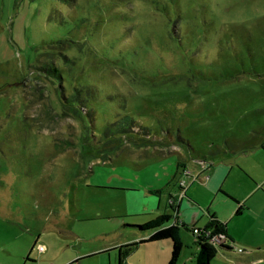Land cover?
Wrapping results in <instances>:
<instances>
[{"label":"rangeland","instance_id":"rangeland-1","mask_svg":"<svg viewBox=\"0 0 264 264\" xmlns=\"http://www.w3.org/2000/svg\"><path fill=\"white\" fill-rule=\"evenodd\" d=\"M263 178L264 0H0V264H118L108 244L149 235L125 223L179 205L228 223L210 264H264Z\"/></svg>","mask_w":264,"mask_h":264},{"label":"trees","instance_id":"trees-1","mask_svg":"<svg viewBox=\"0 0 264 264\" xmlns=\"http://www.w3.org/2000/svg\"><path fill=\"white\" fill-rule=\"evenodd\" d=\"M44 69L47 72V76H52V80L58 82L60 77V68L52 66H39V68ZM176 214L172 215L170 213H162L160 216L151 218L141 224H127L123 225L124 228L133 227L138 231H143L149 235L141 238L140 240L128 242L119 246H116L115 249H118V260L119 264H125L126 257L128 254L140 243L160 241L168 239L171 241V255L167 264H177L184 247V240L182 237L181 230L189 228V226L183 223L179 219V207L174 208ZM238 208V213L240 212ZM173 217L171 223H169L170 218ZM196 226V225H195ZM205 228H213V232H223L225 234V241L219 245L220 248L231 250L233 249L232 244L234 240L228 234L226 230V225L222 222L215 220L214 218L204 226ZM202 236H199V240H203ZM105 251V250H103ZM108 251V250H106ZM218 251L217 246L210 244L209 242H203L199 247L195 255V264H210V258Z\"/></svg>","mask_w":264,"mask_h":264},{"label":"crops","instance_id":"crops-1","mask_svg":"<svg viewBox=\"0 0 264 264\" xmlns=\"http://www.w3.org/2000/svg\"><path fill=\"white\" fill-rule=\"evenodd\" d=\"M182 162H179V164H181ZM213 167V165H211L208 169H206V170H204V171H202V172H206L207 170H209V169H211L212 171H211V175H209V177H207L206 179H208V178H210V180L209 181H204V180H201V181H203V182H205V184L210 188V189H214V190H216L217 191V187L219 186V184H220V181H221V179H220V175L218 176V174H217V172H218V170L219 169H221V167H222V165H217L216 167H214V168H212ZM213 174H215V176H214V178H213ZM213 178V179H212ZM180 190H181V187H180ZM184 190V189H183ZM258 193H260V194H263V197H264V178H263V181L261 182V183H257L256 185H254L251 189H250V196L249 197H251L252 195H256V194H258ZM226 194V193H225ZM229 198H231L233 201H234V204H235V206H236V209H235V216H241L242 214H243V211H244V208L246 207V205H247V203H246V200H243V201H240V200H238L236 197H233L232 195H229V194H226ZM257 201H259V203H261L263 206H264V198H262V197H258L257 198ZM167 206H170V204H169V202L166 204V207ZM179 207V219L180 220H182L183 221V223H185V224H187L188 226H190V224H189V222H187V220H192V226H200V227H204L205 225H207L208 223H210V221L214 218L215 220H217V221H219V222H222L223 224H225L226 225V230H227V232H228V234L231 236V238L234 240V237L232 236V234L230 233V231H229V228H228V223L227 222H224V221H222L220 218H219V216H217V214L215 213V212H210L209 210H208V214H209V217H208V219L206 220V221H204L205 223L204 224H201V222H203V221H201V220H203V219H201V217H200V215L199 214H194L192 217H188V218H183L182 216H181V214H180V205L178 206ZM238 208H240L241 210H240V212L238 213ZM168 212V211H167ZM167 212H165V213H167ZM171 214V213H170ZM154 218V217H153ZM151 219V218H150ZM147 220H149V219H147ZM146 220V221H147ZM172 220H173V217H172ZM172 221H169V223H171ZM196 240H197V238H196ZM168 241H170V240H168ZM122 244H125V243H122ZM122 244H119V243H117V242H113V243H111V244H108V246L110 247L109 249H106V250H112V249H115V247L116 246H119V245H122ZM170 244H171V241H170ZM172 247V246H171ZM171 247H170V250H169V255L167 256V259H166V264H167V262H168V260H169V258H170V255H171ZM105 250V251H106ZM118 250V249H117ZM102 252V251H101ZM196 255V254H195ZM195 260H196V258H195ZM118 264H119V260H118Z\"/></svg>","mask_w":264,"mask_h":264},{"label":"built area","instance_id":"built-area-1","mask_svg":"<svg viewBox=\"0 0 264 264\" xmlns=\"http://www.w3.org/2000/svg\"><path fill=\"white\" fill-rule=\"evenodd\" d=\"M199 163L202 171L208 169L211 166V163L207 160H201ZM181 188L182 189L184 188L183 185H181ZM212 230L213 228L193 226V232L196 234L197 241L198 243H200V245L206 241L215 246H219L221 243L225 241L226 239L225 234L220 231L214 233ZM199 236H202L204 239L202 241L199 240Z\"/></svg>","mask_w":264,"mask_h":264}]
</instances>
